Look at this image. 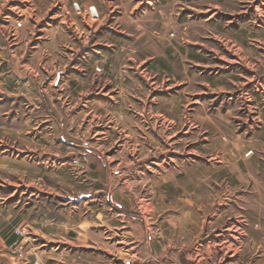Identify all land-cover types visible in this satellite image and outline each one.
I'll return each instance as SVG.
<instances>
[{"label":"rangeland","instance_id":"1","mask_svg":"<svg viewBox=\"0 0 264 264\" xmlns=\"http://www.w3.org/2000/svg\"><path fill=\"white\" fill-rule=\"evenodd\" d=\"M104 225L264 264V0H0V264H124Z\"/></svg>","mask_w":264,"mask_h":264},{"label":"crops","instance_id":"2","mask_svg":"<svg viewBox=\"0 0 264 264\" xmlns=\"http://www.w3.org/2000/svg\"><path fill=\"white\" fill-rule=\"evenodd\" d=\"M112 208H117L119 207L118 205H116V207L114 205H111ZM117 218H121V215L119 214H116L115 215ZM122 223L123 224V220L121 218V220L118 219V223ZM105 226V225H104ZM98 226L99 228H103L105 231V235L106 237L104 238V243H95V242H92V243H87L85 241H83L84 246H75L74 247H78V248H88V249H94L96 251H101V250H105L107 251V253L109 255H112L113 254H117L116 256L117 259H120L122 260V258L124 257V248H125V241H124V236H125V227L122 226V225H117L115 227H110V226ZM109 246H111V248H109ZM128 246V245H127ZM121 251L123 253H121ZM115 260V259H114ZM122 262L125 264L124 260H122Z\"/></svg>","mask_w":264,"mask_h":264},{"label":"trees","instance_id":"3","mask_svg":"<svg viewBox=\"0 0 264 264\" xmlns=\"http://www.w3.org/2000/svg\"><path fill=\"white\" fill-rule=\"evenodd\" d=\"M16 238H17L16 236H12L10 239L11 241H9V244L13 243L16 240Z\"/></svg>","mask_w":264,"mask_h":264},{"label":"built area","instance_id":"4","mask_svg":"<svg viewBox=\"0 0 264 264\" xmlns=\"http://www.w3.org/2000/svg\"><path fill=\"white\" fill-rule=\"evenodd\" d=\"M32 264H41L39 261L35 260Z\"/></svg>","mask_w":264,"mask_h":264},{"label":"bare ground","instance_id":"5","mask_svg":"<svg viewBox=\"0 0 264 264\" xmlns=\"http://www.w3.org/2000/svg\"><path fill=\"white\" fill-rule=\"evenodd\" d=\"M261 5V4H260ZM133 152V151H132ZM224 245V244H223ZM234 253V252H233Z\"/></svg>","mask_w":264,"mask_h":264}]
</instances>
